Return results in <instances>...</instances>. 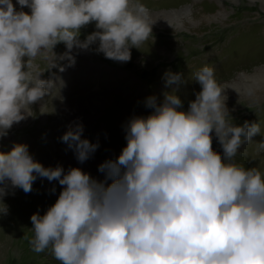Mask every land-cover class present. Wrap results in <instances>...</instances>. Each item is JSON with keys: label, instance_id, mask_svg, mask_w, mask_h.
<instances>
[{"label": "clouds", "instance_id": "1", "mask_svg": "<svg viewBox=\"0 0 264 264\" xmlns=\"http://www.w3.org/2000/svg\"><path fill=\"white\" fill-rule=\"evenodd\" d=\"M0 0V137L33 117V105L59 94L45 72L75 64L73 49L95 51L126 63L152 35V20L138 0ZM96 31L81 40V29ZM63 44L66 51L54 49ZM37 59L48 65L40 71ZM165 87L182 84L181 73L167 71ZM201 87L188 110L165 92L162 103L146 100L152 114L131 118L126 147L106 160L97 181L80 168L67 173L45 168L17 144L0 153V215L10 189L33 190L38 177L58 181L63 190L41 216H31L32 250L51 254L60 264H264V172L235 162L238 150L260 134L258 123L235 126L215 69L194 75ZM73 123L62 140L83 163L99 145L82 139ZM223 157L212 147V133ZM264 151V141L257 143ZM108 181H111L109 184ZM54 191V189H53Z\"/></svg>", "mask_w": 264, "mask_h": 264}, {"label": "rangeland", "instance_id": "2", "mask_svg": "<svg viewBox=\"0 0 264 264\" xmlns=\"http://www.w3.org/2000/svg\"><path fill=\"white\" fill-rule=\"evenodd\" d=\"M159 1L162 3V0ZM203 1L205 4H212V1L216 3L217 0ZM12 2L18 11L23 10L30 14L28 8L20 9L16 0ZM149 2L154 3L156 0ZM174 2L176 0L166 1V4L155 9H176L178 7L173 5ZM225 4L228 10L227 19L235 21L247 13L248 17L242 18L235 23L236 25H224L217 29L207 28L204 36L201 37L185 31L179 33L178 38L182 43L180 48H170L168 50V53H171L170 57L169 54L162 56L156 51L151 70L146 67L149 64L147 56L150 55L146 45L156 39L172 40L176 35L172 36L165 31L163 33L152 31L149 39L140 46L141 50L135 58L132 56L133 48L131 49V60L126 63L106 59L102 53L95 51L97 45H93L88 50L73 49L75 64L72 67L68 66L67 61H62L61 67L64 71L54 68L50 72H45L42 77L54 79L59 94L50 100L45 98L48 101L43 113L40 111L39 103L33 105L35 114L33 117L14 124L6 136L0 137V153L7 154L15 145L24 144L28 146L29 154L33 159L45 168L60 166L65 173L70 168H80L97 181H104L105 175L98 171L99 165L106 160L117 159L122 149L126 147L125 128L131 118L147 117L152 114L153 110L146 107V100L149 97H156L157 103H162L163 94L175 90V94L181 101L183 100V107L189 106L193 101L190 97L194 92L193 89L200 88V85L194 81V75L202 67L209 66L215 69L217 82L220 79L218 83L222 86L225 84L224 95L227 97L226 105L232 123L240 126L247 121L258 123L260 126V134L252 137L249 144L241 146L238 155L234 158L235 162L245 168L258 167L264 172V151L257 148V143L264 141V103L254 107V110L253 106H249L252 103L245 98V94L255 86L264 84V75L244 78L243 83L239 85L235 80L238 73L252 74L254 68L247 66L249 62H251L249 64L256 62L260 64L262 61L258 60L264 59V33H260L264 31V10L261 9L258 0H254L253 4L250 0H242L240 5L231 2ZM249 18L254 20H248ZM94 31H96L94 23L87 25L81 29L80 39H85ZM54 51L60 55L66 51V48L63 44H58ZM242 58L244 61L241 60ZM193 59L197 60L193 67H189L188 63L193 62ZM36 63L40 71L47 70L48 65L45 61L37 59ZM85 64L90 66L89 70L83 73L84 76L92 77L89 80L81 81L80 77L83 75L76 77L72 71V73L68 71L72 70L73 66ZM91 66L97 68L95 69L97 77L91 72L94 69ZM144 67L145 69H142ZM159 69H170L172 73H181L184 82L179 86L174 84L165 87L163 77L166 72H160ZM234 85H237V88H233ZM184 91H189V96L186 97L188 100L184 99ZM101 95H105L106 99L99 104L101 99L97 98ZM63 100L64 103L61 104ZM73 123L83 125L82 139H88L91 143L99 145L96 152L83 163L76 159L75 152L62 140L69 125ZM212 137L213 150L223 157L222 146L214 132ZM108 183L110 184L111 181ZM33 184V190L28 193L33 200V208L14 216L11 213L3 215L4 223L0 224L2 227L0 233L4 235L7 230H14L17 233L8 245H5V241H0V264H60L51 254L50 248L42 253H36L32 250L30 241L34 236L31 216L37 213L43 216L55 204L63 188L58 181L50 182L40 177Z\"/></svg>", "mask_w": 264, "mask_h": 264}, {"label": "bare ground", "instance_id": "3", "mask_svg": "<svg viewBox=\"0 0 264 264\" xmlns=\"http://www.w3.org/2000/svg\"><path fill=\"white\" fill-rule=\"evenodd\" d=\"M166 1H169V0H162V3L159 0H156V2H154V3L149 2V0H138L139 3L143 4L147 8L148 12L151 15L152 20L156 21L155 23H157L156 25L152 26V31H154L156 33H159V32L163 33L165 31L166 33H168L172 36L176 35L175 38H172V40H162V39L160 40V39L155 38L156 39L155 41L151 40L148 43V45H146L148 52H150V55L147 56L148 57L147 61L149 62V64L146 67L148 69L150 68V70L153 68L152 65H153L154 59H155V56L153 57V55H155L156 51L160 52L162 56H167L169 54V57H170L171 53H168V50L170 48H172V47L180 48V46H181L180 44H182V43H181V40H179V38H178L179 33L181 34L183 31H185V33L187 32L190 34H196V35L201 37V36H204V32L207 28L213 27L214 29H217V27L224 26V25H226V26L227 25H236L235 24L236 22H239L242 18L245 19L246 17H248V13H247L245 15H241V18L238 20H235V21L227 19L228 10L225 7V5H226L225 2H231L235 5H240L242 0H217L216 3H215V1H212L213 2L212 4H207V3L205 4V2L203 0H176V2H178V3L174 2V4H173V5H176V7H178L176 9H169V10L168 9H163V10H156L155 9L157 7L162 6V4H166ZM171 1L172 0H170V2ZM250 1L252 2V4L254 3V0H250ZM258 1L261 4V9L264 10V0H258ZM248 20H254V19L249 18ZM245 29L249 30V28H245ZM260 33L263 34L264 31H261ZM169 39H171V38H169ZM139 50H141V49L140 48L139 49L133 48V55L132 56L134 58L139 53ZM211 52H213V51H211ZM243 59L244 58H242L241 60L244 61ZM196 60L193 59V62L190 61L188 63L189 67H193ZM258 61H262V63H260V64H257L258 62L253 63L254 64V66H253V64H249V63H251V62H249L247 65L248 67L254 68V71L252 72V74L241 72V73H238L237 76L235 75L236 76L235 80L238 81L237 85L243 83L244 78L255 77V76H260V75L263 76L264 75V59H261ZM136 63H137V61H136ZM89 67L90 66L86 65V64L82 65V66H73V69L72 70L69 69L68 71H70V72L72 71L76 77H78V75H83V77L81 76L80 79H81V81H85V80H89L90 78H92L90 76H84L85 74H83V73H86L87 70H89ZM91 67L94 68L93 66H91ZM95 69H97V68H94L93 71H91V72L93 73L94 77H97L98 74H96L97 70H95ZM142 69H145V67ZM159 70H160V72L171 71L170 69H159ZM232 71H231V73H232ZM80 73H82V74H80ZM220 81L221 80L219 79L218 82L220 83ZM231 84H232V82H231ZM261 84L258 86H255L252 90H250V92L248 94H245L246 100H249L248 102L252 103V105L251 104L250 105L248 104V105L253 106V109H254V107L260 106L264 103L263 102V100H264V84L263 83H261ZM237 85H234L233 88L236 87ZM223 86H225V84H223ZM230 86L231 85H229V88H230ZM194 89H193L194 92L191 93V95H190V97L192 98L193 101L196 98V94L201 91V87L196 88L195 90ZM223 89H225V88L223 87ZM188 92H186V91L183 92L184 99L188 100V98H186L187 96H189ZM97 99H101L99 101L100 102L99 104H101L102 100H103V102H105L106 96L101 95ZM243 100H245V99H243ZM63 103H64V100L61 102V104H63ZM237 105H239V104H237ZM188 107L189 106L183 107L181 109L182 110L184 109L187 111ZM181 109H179V110H181ZM260 111H261V108H260ZM250 162H251V160H250ZM263 164H264V162H263ZM3 203L8 206V214L11 213L12 216H14L15 214H17L19 212L25 211L31 207L33 208V206H34L33 200L30 198V196H28V193H25L22 189H19V188L10 189L9 195L4 197ZM0 207H2V205H0ZM1 223H4L3 215H0V224ZM1 229H2V227H0V230ZM16 233L17 232L14 230H10V231L7 230L6 234L0 235V241H5V245H8L9 241H11V239L13 238V236Z\"/></svg>", "mask_w": 264, "mask_h": 264}]
</instances>
